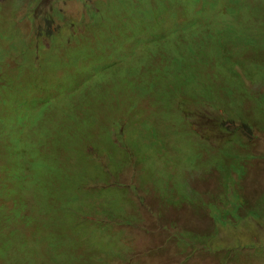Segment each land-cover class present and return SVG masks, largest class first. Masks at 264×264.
I'll return each mask as SVG.
<instances>
[{
  "label": "rangeland",
  "instance_id": "obj_1",
  "mask_svg": "<svg viewBox=\"0 0 264 264\" xmlns=\"http://www.w3.org/2000/svg\"><path fill=\"white\" fill-rule=\"evenodd\" d=\"M112 1L115 3L111 0H0V58H5L4 62L0 60V194L24 193L41 179V184H53L60 202L54 205L56 201L49 200V188L41 192V205L29 199L25 203L20 197L17 208L29 209L23 221L21 216L12 220L9 209L12 199L3 202L7 207L0 205V246L17 243L7 237V230L13 229L19 230L24 238L18 245L36 248L37 253L34 259L27 254L12 257L11 264H264V27L260 25L258 31H247L239 38L226 28L227 21L241 29L253 28L252 22L256 19L250 15L249 5L259 4L264 10V0H247L240 15L229 0H219L214 10L200 4L189 7L188 11L180 3L182 0H175L176 12L165 11L156 23L176 18L184 23L191 11L196 10L192 21L208 16L215 18L216 30H224L221 38L214 41L218 50L213 63L216 77H208L210 66L206 60L188 63L185 67L192 70V76L196 75L195 85L191 87L192 101L209 105L190 115L197 128L190 129L187 118L181 114L186 108L184 102L189 90H186L188 95L173 94L162 103L155 99L158 93L157 88L154 90L155 80L160 76L153 75L152 69L156 65V69L165 67L166 61L169 62L168 49L164 50L163 65L157 58L152 59L157 40L149 53L138 50L129 61L108 72L106 86L112 92H104L102 100L125 108V131L104 133L105 149L91 142L90 149L93 151L92 146H96L97 150L87 165H68L70 154L61 157L56 147L59 101L50 92L41 93L37 89L43 77L53 85L56 77L49 67L41 70L32 66L24 41L42 40L48 44L46 34L55 33L60 24L66 27L65 36H70L69 21L78 22L82 32L87 33L93 22L90 11H96L97 6L105 7L99 11L100 17L105 11L108 17L113 14L119 17L126 11L135 15L141 10L147 21L152 22L149 9L126 0ZM151 3L160 6L159 0ZM55 10L60 11L61 18H56V23L45 21L44 17ZM99 19L102 27L108 24L109 19ZM151 25L153 29V22ZM122 29L127 31L124 24ZM197 30L203 31L204 27ZM187 33L194 35L191 29ZM111 36L114 37L112 32L107 39L100 40L101 46L106 47ZM125 39L122 34L117 38L118 44H123ZM11 45L16 47L13 52ZM119 45L109 57L120 56ZM210 46L211 43L203 42L199 50L208 51ZM128 49L134 48L128 46ZM251 55L261 56L259 64L247 71L255 75L238 74L230 83L218 80L223 76L224 66L243 58L250 60ZM89 57L92 59L93 54L89 53ZM167 68L162 81L174 85L170 76L176 70L170 65ZM66 82L75 83L73 90L80 91L76 68L70 64L61 68L59 90ZM138 85L144 93H153L138 107L142 120L139 126L133 109L124 102L131 95L129 87ZM57 95H61L60 91ZM19 98L38 104L52 100L50 112L43 115L38 128L21 129L18 136L23 138L22 143L9 139L8 135L2 137L7 132L5 121L13 119L12 105ZM210 112L226 117L227 132L207 129ZM70 113L65 114L66 119ZM97 132H101L99 127L93 134ZM134 160L138 165H134ZM29 161L31 165L41 166L32 170ZM85 184L89 187L85 188ZM58 186L65 187L69 194L100 192L103 198L94 207L84 208L83 213L74 199ZM107 217L114 219L110 221ZM88 220L100 226L105 224L108 230L104 242L107 246L115 243V255L109 256L104 251L96 255L88 244L81 246L77 237H82L80 231ZM95 242L100 247L101 238ZM110 248L112 253L115 248Z\"/></svg>",
  "mask_w": 264,
  "mask_h": 264
},
{
  "label": "trees",
  "instance_id": "obj_2",
  "mask_svg": "<svg viewBox=\"0 0 264 264\" xmlns=\"http://www.w3.org/2000/svg\"><path fill=\"white\" fill-rule=\"evenodd\" d=\"M126 1L130 2V4H135L137 7H143L150 10V20L153 22V29L151 27L152 22H150V24L147 21L146 15L141 10L135 15L126 11L119 17L114 14L111 17H108L107 12L105 11L104 16L100 17L99 11L102 10L101 8L105 7L97 6L96 11H93V9L90 11L93 22L90 23V30L87 33H84V31L82 32L83 28L81 24L76 21H69L67 25L71 30L70 36H65L66 27L60 24L58 27L59 30L55 33L46 34L48 37V44L42 40L34 41L32 43L28 40L26 41V39L24 41V44L32 57L29 59L30 62H33L32 66L40 68L41 70H46L43 67H49L52 69L51 71L56 77L55 85H53L49 79L43 77L41 82L38 83L37 89L41 93L50 92L54 96V99L59 101V122L56 126V129L59 132V138L57 139L56 147L57 152L60 151L61 157L70 154L68 158V165H87V163L92 160V157H95L94 151L97 150L96 146H92L93 151L90 149L91 142L97 143L99 147L102 145L103 149H105L104 133L109 131H125V108L115 103H107L105 100H102L104 92H107V94L112 92L111 87H109V85L106 86L108 72L115 71L114 68L117 65L121 64L122 66V63L129 61L132 53L138 54V50H142V52L148 51L149 53L152 49V44L157 40L159 41L154 50L155 53L152 54V59L153 57L157 58L158 63L166 60L164 58V55L166 54L164 50H169V62L166 61V66H162V68H160L161 73L159 72L160 69H156L157 65L152 69L154 71L153 75L160 76V79L155 80L156 85L154 87V90L156 88L158 89V93L154 91L157 93V97L155 98L157 102L162 103L164 102V98L169 99V97L173 94L188 95L186 90H189L190 94L184 102L186 108L181 114L187 118L188 127L192 130L197 127L194 123L195 120L190 115L198 112L196 110L205 109L209 106L204 103H196L192 101L191 87H194L195 85L194 81L196 75L193 74L192 76V70L185 67L188 63L198 64L206 60L207 64L210 66L208 68L209 71H207L208 77L214 78L217 76L216 67L213 63L218 57V50L214 41L221 38L220 34H222L224 30H216L213 27L215 18L210 19L208 16H203L199 17V19L194 22L192 21L191 16L196 15V10H192L191 14L188 15L187 21L184 23H181L176 18L167 19L166 23L165 21H162L161 24H159L155 21L164 16L165 11L170 10L173 13L176 12L177 3L175 0H159V7H155L151 3V0H138V4L135 0ZM229 1L232 2L234 7L238 9L239 15L247 6V0ZM111 2L115 3L112 0ZM217 2H219V0H182L180 3L185 5L184 7L188 11L189 7H197L200 4H204L205 7H210L214 10V8L217 7ZM249 9L251 11V17L256 19L252 22L255 25L253 28L241 29L235 26V24L231 21H227L226 23V28L235 32L236 38L243 36L247 31L253 32L255 29L258 31L260 29V25L262 28L264 27V19L260 20V17L264 18V10L260 7V5H254L252 3L249 5ZM55 11L57 12L53 11L50 15L44 17V20L48 23H56L55 19L59 17L61 18V13L59 10ZM230 11L235 13L238 12L235 10ZM99 18L109 19L108 24L102 27ZM147 23L151 26L149 24L146 25ZM123 24L125 25V28H127V31L122 29ZM138 24H140L141 27H138ZM161 25L164 27L161 28ZM200 26L204 27L203 31L197 30ZM166 29H168L169 32H166ZM187 29L193 30L194 35H189L187 33ZM110 32H112L114 37L111 36L112 38L110 39V43L106 47L101 46L100 40L102 41L107 39L108 36H110ZM122 34L126 36V39L123 44L119 45L117 38H121ZM87 38L90 41H88ZM203 42L211 43L208 51L199 50V48L202 47ZM116 45H119L121 48L120 56L117 58L109 57L108 54L114 51ZM128 46L134 49H128ZM15 50L16 47L11 45V51L13 52ZM89 53L93 54L92 59H90ZM260 57L261 56L254 57L251 55L248 57L250 60H245V58H243L239 62L232 63L229 66H224V70L222 71L223 76L219 77L218 80L230 83V81L238 74L240 76L244 75L245 77H247V75H255L254 73H247V71H249V68H253L259 64ZM252 59H256V61L254 62ZM0 60L1 62H4L5 58L1 57ZM64 64H70L76 68V76L79 79L78 89L80 91L73 90V87L76 85L75 83L72 85L69 84L73 83L74 80L70 82L68 81L69 83L66 82L61 86L62 90H59L58 83L60 82V71ZM161 65H163V62ZM168 65L174 67L176 70V74L170 76L172 77V83L174 85H168L162 81L164 79L163 76H165L168 72ZM244 70L245 72H243ZM162 86L163 88L161 90ZM126 88L127 86H123V89ZM129 88L131 95L125 99L131 103L125 100L124 102L133 109V115L138 121L139 126L142 120L140 119V115L138 113V107L141 106L144 98L153 96V93H144L141 85ZM52 89H54V93H52ZM59 91L61 93L60 96L57 95V92ZM16 102V104L12 105L14 106L13 119L5 121L4 128L7 129V132L3 134L2 137L8 135L9 139H15L22 143L23 138L18 136L21 129L25 126L29 129L38 128L43 122V115L49 114L52 100L49 98L45 103L41 102L38 104L34 101L30 102L19 98ZM160 106L165 107L162 104H160ZM213 110H217V108ZM67 112L71 113L66 119L65 114ZM211 113L215 112H210V114ZM101 118H105V120H101ZM98 127L101 129V132L93 134V131ZM206 127L207 129H212L213 131L225 133L228 130V120L223 115L211 114V116L207 118ZM99 137H102V140H99ZM29 165H31L30 161ZM134 165H138L135 160ZM38 166L41 165H31V169L35 170ZM48 168L52 170L51 167ZM52 185L53 184H48L46 182L41 184V179H39L32 189H27L24 193L19 191L16 193L10 192L0 194V205L6 206L3 202H7L9 199H12V206L9 207L11 210L12 220L15 216H21L22 219L23 215H26L29 209L27 206L26 210L17 208L20 197L25 201V203L29 199L33 202L35 201V204L38 203L41 205V192L45 193L49 188L47 192L49 200H55L56 202L54 205L60 203L59 196ZM88 187L89 185L85 184V188ZM59 188L69 194L65 191V187ZM69 196L74 199L80 209L82 208L80 210L82 212L87 206L94 207L93 204L103 198L100 192L93 194L89 191H83L80 195L78 192L74 191L72 194L70 193ZM25 211L26 213L24 214ZM34 211H36V207L34 208ZM76 211H79V209ZM107 218L110 221L114 219L111 217ZM23 220L24 218L22 221ZM130 223V225L133 224L132 221ZM107 230L108 228L105 227V224L104 226H100L92 220H88L87 223L84 224V228L80 231V233H83L82 237L79 236L77 239L79 240L81 246L86 244L91 246V249L95 250L96 255L102 251L107 253L109 256L115 255V243H111L107 246L104 242ZM7 232H9L7 237L11 241H16L17 243L8 246H0V260L3 261L4 264H11L12 261L9 260L12 257L23 256L24 254L30 255L33 259L36 257V248H26L25 246L18 245L24 241L23 235L20 234L19 230L8 229ZM100 238L102 242L99 247L98 242L95 241ZM112 240H114V237H112ZM110 246H113V249L115 248L112 253H110ZM99 260L102 262L104 261L103 259Z\"/></svg>",
  "mask_w": 264,
  "mask_h": 264
}]
</instances>
